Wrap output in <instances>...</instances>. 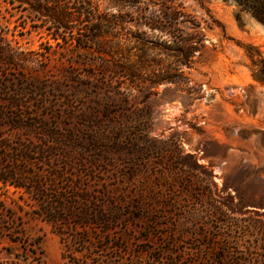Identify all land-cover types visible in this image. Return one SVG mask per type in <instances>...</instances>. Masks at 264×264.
<instances>
[{"label": "rangeland", "instance_id": "obj_1", "mask_svg": "<svg viewBox=\"0 0 264 264\" xmlns=\"http://www.w3.org/2000/svg\"><path fill=\"white\" fill-rule=\"evenodd\" d=\"M93 3L128 13L125 31L150 42L147 66L166 58L159 42L171 38L137 22L134 7ZM144 5L179 11L193 42L203 34L194 63L182 66L198 89L190 96L160 84L147 99L134 90L129 113L101 125L92 113L105 99L90 86L95 53L70 35L54 40L34 12L0 2V144L9 145L0 165L27 178L21 187L0 181V264H74L29 179L63 195L76 184L98 202L108 184L116 202L124 198V216L116 221L117 208L104 202L115 222L97 221L86 249L70 247L91 264H264V0ZM21 148L31 153L12 161Z\"/></svg>", "mask_w": 264, "mask_h": 264}, {"label": "trees", "instance_id": "obj_2", "mask_svg": "<svg viewBox=\"0 0 264 264\" xmlns=\"http://www.w3.org/2000/svg\"><path fill=\"white\" fill-rule=\"evenodd\" d=\"M120 1L125 6L134 7V14L131 15L137 22L147 25L152 30L157 29L161 33L158 36L159 40L165 34L168 35L166 38H171L168 40L163 38L159 45L162 44L161 46L166 49L165 59L172 58L173 61L169 64L164 63L165 59L159 57L155 65L147 66L146 45L150 42L142 38L141 32L131 36V32L125 31L128 13L99 12L93 0H0L12 7L29 9L36 17L42 18V22L49 23L46 29L54 40L65 41V37L70 35L72 39H76L77 46L81 45L95 53L100 69L90 86L96 94L103 93L105 99L103 106L98 107L100 105L98 104L92 113L101 125L106 123L115 125L120 116L129 113L135 96L134 90L146 91L147 99L157 95L156 88L160 84H175L181 90L187 91L190 96L198 89L197 86L190 85L191 80L184 74L182 66L190 67V63H194L193 56L200 51L199 42L203 34L198 31L196 42H193L191 35L183 34L178 25L180 12L174 8L150 9L144 5V0ZM156 4L158 5V2ZM239 19L237 15V20ZM132 42L137 44V53L131 52L134 47L131 46ZM11 104L20 107L18 102ZM133 106L135 112L143 110V106ZM23 118V114L19 113L18 126L22 125ZM5 145L2 147L0 144V148L6 149L9 146L6 143ZM29 153L31 151L27 148L13 150L11 160L24 159ZM54 168L55 171L61 170L58 166ZM22 173L20 168L14 165L5 168L0 165L2 183L8 182L15 187L25 186L27 178H24ZM56 173L59 174L53 172L52 175L56 176ZM45 182L42 179H29L28 184L37 194L41 207L39 214L55 227L61 235V240L65 242L62 256L69 258L74 264H91L86 258L79 259L69 249L72 245L81 250L86 249L92 237L90 233L94 229V223L103 221L108 225L111 220L113 221L108 211L104 210V202L108 201L112 208H117L116 221L117 218L124 216L126 213L124 198L116 202L113 190L108 184L99 191L101 202H98L91 199L90 195L79 196L76 184L72 185L73 192H69L71 194L68 195L57 193L55 187L51 192H45ZM68 240H72V244L66 243Z\"/></svg>", "mask_w": 264, "mask_h": 264}]
</instances>
